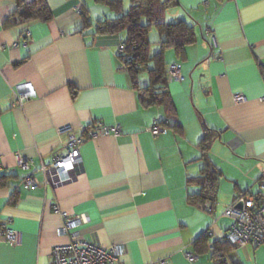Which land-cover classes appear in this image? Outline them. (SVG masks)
<instances>
[{
	"label": "crops",
	"instance_id": "obj_1",
	"mask_svg": "<svg viewBox=\"0 0 264 264\" xmlns=\"http://www.w3.org/2000/svg\"><path fill=\"white\" fill-rule=\"evenodd\" d=\"M177 1L162 22H186L196 40L165 54L166 72L178 64L183 75L168 80L171 117L140 99L152 79L126 72L127 34L97 32L100 21L118 18L108 5L39 0L51 19L24 21L19 0H0V229L22 235L14 247L0 236V264L52 263L53 249L70 242L54 207L88 217L75 232L82 239L125 245V264H217L214 248L232 224L224 211L242 194L261 195L264 0ZM158 38H150L153 53ZM17 90L30 98L17 104ZM156 121L167 125L153 135ZM98 123L121 133L89 138ZM71 134L81 140L83 168L54 185L43 168L69 151ZM18 152L33 160L35 190L22 185ZM206 166L220 174L212 214L190 199ZM229 250L224 264H264V246Z\"/></svg>",
	"mask_w": 264,
	"mask_h": 264
},
{
	"label": "built area",
	"instance_id": "obj_2",
	"mask_svg": "<svg viewBox=\"0 0 264 264\" xmlns=\"http://www.w3.org/2000/svg\"><path fill=\"white\" fill-rule=\"evenodd\" d=\"M124 62L133 63L134 58L131 55H125ZM134 67L135 69L138 68L136 65ZM167 77L169 81L183 80L180 66L178 64L171 65ZM15 95L17 104H23L31 96L30 92L20 90L15 91ZM243 100L244 97L238 96L235 101L241 102ZM68 131L69 128L63 129V132ZM150 131L153 135H158L164 132L165 129L156 121ZM85 132L89 138L95 139L102 135L112 134L117 137L120 135L121 130L119 127L109 128L103 123H98ZM80 144L81 140L71 134L69 151L64 155H58L50 166L43 168L45 175L50 177L48 179L54 185L71 181L83 168ZM16 159L18 167L24 172L23 187L27 190L38 188L39 181L35 177L33 160L21 152L16 153ZM260 189L261 195L259 197L252 194H242L223 213V216L232 221L226 234V240L234 247L264 246V173L260 180ZM201 206L204 211L210 214L213 213L212 202L207 201ZM54 210L63 221L59 233L62 236H69L70 242L53 249L51 264H125L123 261L126 253L125 245L102 247L84 240L75 232L88 222V217L78 215L72 209L54 207ZM207 235H210V233H207ZM0 236L12 247L22 242L21 233L7 226L0 229ZM185 256L190 263L197 261V257L192 253H186Z\"/></svg>",
	"mask_w": 264,
	"mask_h": 264
},
{
	"label": "trees",
	"instance_id": "obj_3",
	"mask_svg": "<svg viewBox=\"0 0 264 264\" xmlns=\"http://www.w3.org/2000/svg\"><path fill=\"white\" fill-rule=\"evenodd\" d=\"M20 6L24 7L20 17L24 21L32 19H42L48 21L51 19L50 12L46 7L38 8L39 0L35 2H25L19 0ZM98 4H106L112 12L118 15V18L106 19L99 22L97 32L102 34H127L123 43L124 61L125 55H131L134 58L133 63H125V70L133 79L136 80L141 72H148L152 79L151 86L138 88L141 93L140 99L146 105L161 106L171 115L174 114V107L167 90L168 72L165 70V54L168 50L174 49L177 54L183 52L185 48L193 44L196 40L194 27L184 21L178 23L162 22L163 12L168 6L178 4L177 0H130V7L127 11L124 8V0H94ZM84 21H88L86 14H83ZM155 28L158 32V40L155 45L159 50L151 52L153 45L149 34ZM138 66L135 69L134 66ZM152 65V66H151ZM146 96V97H145ZM163 128L167 125L165 122L159 123ZM210 140L202 142V151L208 153ZM204 176L200 180L201 190L198 195L190 196L194 203L203 204L207 201L213 202L216 199V193L219 186L220 174L206 166L203 170ZM207 237V236H206ZM232 246L226 239L219 242L214 248V256L217 264H224V255L227 254Z\"/></svg>",
	"mask_w": 264,
	"mask_h": 264
},
{
	"label": "rangeland",
	"instance_id": "obj_4",
	"mask_svg": "<svg viewBox=\"0 0 264 264\" xmlns=\"http://www.w3.org/2000/svg\"><path fill=\"white\" fill-rule=\"evenodd\" d=\"M124 6H125V11H127L130 7V0H124ZM157 30L153 28L149 34L150 38L153 40L154 38H157Z\"/></svg>",
	"mask_w": 264,
	"mask_h": 264
}]
</instances>
